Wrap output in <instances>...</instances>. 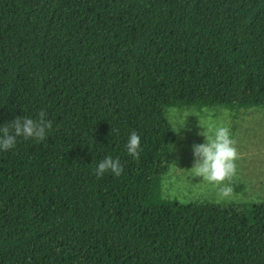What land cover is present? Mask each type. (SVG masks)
<instances>
[{
  "label": "trees",
  "instance_id": "obj_1",
  "mask_svg": "<svg viewBox=\"0 0 264 264\" xmlns=\"http://www.w3.org/2000/svg\"><path fill=\"white\" fill-rule=\"evenodd\" d=\"M261 106L264 0H0V125L52 122L0 151V264H264V203L161 196L168 108Z\"/></svg>",
  "mask_w": 264,
  "mask_h": 264
},
{
  "label": "rangeland",
  "instance_id": "obj_2",
  "mask_svg": "<svg viewBox=\"0 0 264 264\" xmlns=\"http://www.w3.org/2000/svg\"><path fill=\"white\" fill-rule=\"evenodd\" d=\"M167 119L177 139L169 149V172L162 182L161 196L180 204H226L235 208H251L264 203V106L231 111L222 107L167 109ZM226 127L236 140L239 153L237 173L225 183L233 192L221 199L213 184L196 177L192 146L205 143L199 133L207 127Z\"/></svg>",
  "mask_w": 264,
  "mask_h": 264
},
{
  "label": "clouds",
  "instance_id": "obj_3",
  "mask_svg": "<svg viewBox=\"0 0 264 264\" xmlns=\"http://www.w3.org/2000/svg\"><path fill=\"white\" fill-rule=\"evenodd\" d=\"M46 115V112L42 110L35 119L17 117L9 124L0 125V151L12 150L18 138L44 141L48 130L52 128V122L46 119ZM203 129L199 134L205 138V143L192 146L194 159L189 171L218 188L221 199L228 198L232 195L233 189L230 183L225 182H230L237 173L236 162L239 159L237 142L226 127ZM111 131L119 135V129H111ZM125 147L129 156L139 159L142 149L140 136L136 131L133 130L130 133ZM109 172L116 177L122 175L123 166L118 158L106 156L99 161L95 175L102 178Z\"/></svg>",
  "mask_w": 264,
  "mask_h": 264
}]
</instances>
